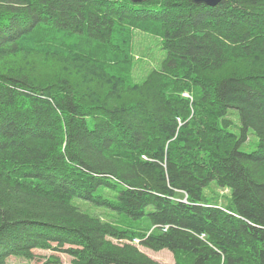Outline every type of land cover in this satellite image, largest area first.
<instances>
[{"label":"trees","instance_id":"16d2710c","mask_svg":"<svg viewBox=\"0 0 264 264\" xmlns=\"http://www.w3.org/2000/svg\"><path fill=\"white\" fill-rule=\"evenodd\" d=\"M133 30L166 52L141 83ZM0 64V264H160L135 239L174 264H264V0H0Z\"/></svg>","mask_w":264,"mask_h":264},{"label":"rangeland","instance_id":"374dc122","mask_svg":"<svg viewBox=\"0 0 264 264\" xmlns=\"http://www.w3.org/2000/svg\"><path fill=\"white\" fill-rule=\"evenodd\" d=\"M131 39V60H132V81L135 83H141L149 78V75L153 70L160 69L165 59L166 52L161 46V39L151 33H143L138 30L132 31ZM1 65V64H0ZM54 63H48L45 61H39L35 64V73L42 76L46 71L59 75L60 79H67L73 83H78V76L71 73H64L54 68ZM46 78H52L50 76H44ZM191 99L190 95H184ZM228 119L231 120V131L234 133H240V122L238 112L235 109H230ZM258 138L255 134L249 130L248 141L241 145L243 152H252L257 148ZM204 197L207 202L213 203L216 206L224 207L229 201V191L227 189H219L214 183H211L203 191ZM179 200V199H178ZM74 204L79 207L80 210L97 217L102 222H108L112 224H120V218L114 212L104 207L91 206L82 200L75 199ZM155 227V226H154ZM152 227L147 233L154 230ZM165 231V226H160ZM115 241V240H113ZM143 253L159 262L160 264H174V257L169 250H151L139 245L138 240L132 241ZM35 258L28 260L25 258L11 257L7 260V264H74L72 257L62 252H55L52 250H34ZM58 261V262H56Z\"/></svg>","mask_w":264,"mask_h":264},{"label":"water","instance_id":"95a60500","mask_svg":"<svg viewBox=\"0 0 264 264\" xmlns=\"http://www.w3.org/2000/svg\"><path fill=\"white\" fill-rule=\"evenodd\" d=\"M133 3H143L146 0H130ZM223 0H192L193 3L196 4H204L207 5L209 7H215L218 4H220Z\"/></svg>","mask_w":264,"mask_h":264},{"label":"built area","instance_id":"2783aa9c","mask_svg":"<svg viewBox=\"0 0 264 264\" xmlns=\"http://www.w3.org/2000/svg\"><path fill=\"white\" fill-rule=\"evenodd\" d=\"M165 228L167 229V226H165Z\"/></svg>","mask_w":264,"mask_h":264}]
</instances>
